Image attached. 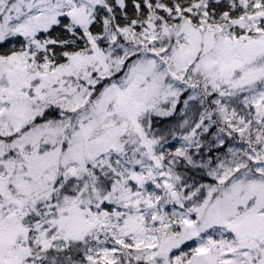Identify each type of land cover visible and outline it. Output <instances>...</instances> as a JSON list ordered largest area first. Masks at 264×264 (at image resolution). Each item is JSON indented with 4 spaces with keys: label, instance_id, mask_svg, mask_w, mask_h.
I'll list each match as a JSON object with an SVG mask.
<instances>
[{
    "label": "snow or ice",
    "instance_id": "1",
    "mask_svg": "<svg viewBox=\"0 0 264 264\" xmlns=\"http://www.w3.org/2000/svg\"><path fill=\"white\" fill-rule=\"evenodd\" d=\"M0 264H264V0H0Z\"/></svg>",
    "mask_w": 264,
    "mask_h": 264
},
{
    "label": "rangeland",
    "instance_id": "2",
    "mask_svg": "<svg viewBox=\"0 0 264 264\" xmlns=\"http://www.w3.org/2000/svg\"><path fill=\"white\" fill-rule=\"evenodd\" d=\"M173 144H175V146H178V143H176L175 141H173Z\"/></svg>",
    "mask_w": 264,
    "mask_h": 264
}]
</instances>
